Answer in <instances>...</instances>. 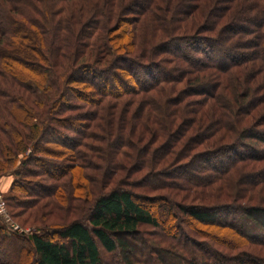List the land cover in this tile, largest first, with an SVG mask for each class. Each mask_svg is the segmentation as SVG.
<instances>
[{
    "label": "trees",
    "instance_id": "1",
    "mask_svg": "<svg viewBox=\"0 0 264 264\" xmlns=\"http://www.w3.org/2000/svg\"><path fill=\"white\" fill-rule=\"evenodd\" d=\"M256 2L0 0L3 199L39 228L0 221V264H264V206L233 205L264 188ZM190 222L253 251L206 246Z\"/></svg>",
    "mask_w": 264,
    "mask_h": 264
},
{
    "label": "rangeland",
    "instance_id": "2",
    "mask_svg": "<svg viewBox=\"0 0 264 264\" xmlns=\"http://www.w3.org/2000/svg\"><path fill=\"white\" fill-rule=\"evenodd\" d=\"M254 1H257L256 4H255L256 5V8H258L259 6L261 8H264V0H254ZM221 4H224V3L222 2ZM227 19H229V18L227 17ZM195 57H197V59L199 60L198 62H203V61H206L207 60L206 57H204V55H202L200 53L198 55H195ZM256 67H257V65H255V69H256ZM263 77H264L263 76V73L261 74V72L260 73L258 72V79H257V81L258 82H261V81L264 82V80H262ZM263 91H264V89L258 91V94L264 93ZM74 97L75 96H72L70 94L68 96L69 100L72 101V102L75 101L74 100ZM77 101L80 102V103H83V102H81L78 99H77ZM47 147H49V148H51L53 150L54 149L55 150L58 149L57 147H55L53 145H47ZM36 158L37 159H41L40 162H43V161L46 162V165H47V163H50V162H53L54 163V162H59L60 161V159L57 158L56 156H51V155L48 156V155H44L42 153H37ZM197 163H200V160L196 161L194 164L196 165ZM242 170H243V168H242ZM147 171H148L147 169H144V172H146L147 174H146L145 177H142L141 178V179H144L143 182H145V183L157 184V179L158 180H161V178L174 179V180H176V178H173V174L175 172L172 173V171H169L168 174L163 175V176H158L156 174L149 175V172H147ZM238 171H240V170L238 169ZM185 172H189V169H187ZM232 176H233L232 179H234V181L237 182L238 188H240V187H244L245 189H250L251 188V185L250 184H247L245 182L246 180H243L244 178H240L241 177V172L238 175L236 173V174H234ZM13 179H14V177L12 175H10L9 173H6V174H3V175L0 176V192H1L2 196H3V193H6L8 191V188H9L11 182L13 181ZM9 180H11V182L9 183L8 187L6 188V185L8 184ZM132 180L138 181L139 179H136L135 180L134 178H132ZM138 182H141V181H138ZM128 187H130L132 190H135V191L144 192V190L142 188H139V186H128ZM168 189H170V188H166V187H163V185H161L157 189L152 190L153 192H151V193H155V194L158 193L159 195H165V197H167L170 194L178 193L179 192L177 190H172V189L171 190H168ZM252 194H253V197H254L253 198L254 201L249 200V196L252 195ZM248 195L249 196H247V198L245 200H243V199H237V200H235V202H234L235 204H233V205H242V204L248 205V204H251L253 202V203H256V205H262V206H264V188H257L255 191L249 192ZM172 198L173 199L174 198L178 199V196L175 197L173 195ZM162 201L163 200H161L160 202H162ZM190 201L191 200H185L184 202H190ZM162 203H164V202H162ZM229 203H231V202H229ZM153 205H155V204H153ZM8 209L9 208L6 206V212H8V214H9L10 221L11 222H14V223H16V224L19 225V227L23 230V232H20L21 234H29V233L35 232V231H37V229H39L35 225H30V224L23 225V224H21L20 222L23 223V220L22 219L24 218L25 214H19L17 217H12ZM226 211H228V210L226 209ZM228 212H230V211H228ZM224 213H225V211H224ZM232 213L233 212H230V215H232ZM219 214H220V212H219ZM0 219H1V217H0ZM0 221L3 224H5V222H3L2 219ZM176 223H177L176 224V227H178L179 222H176ZM188 226H190V227H196L197 229H200L199 231H195V232L191 233L198 240L203 241L202 243H204L206 246H210L212 248L218 249L219 251H223L224 253H228V254L229 253H234V254H236V253L241 252L243 250H248V251H251V252L253 251V249H252L253 246L252 247L250 245L248 246L245 243L240 244L239 247L232 246V245H236V244H233L231 242L232 241V236L226 234V232H224L225 234L222 233V232H220L219 229L215 230L213 228L206 227V226H202V225H199V224H196V223H191V222L189 223ZM183 227H186V226H183ZM7 228L10 229L8 226H7ZM185 229H187V228H185ZM177 231H178V229H177ZM17 233H19V232H17ZM232 247H236V248H232ZM194 250H195V248H194ZM169 259H172V258H169ZM253 260H255L254 257H253ZM247 261L248 260L246 258H243L242 257L239 262L238 261H234V262L235 263H238V264H250ZM228 262L231 263V264L234 263L232 260H228ZM114 264H121V262L119 261V258H115L114 259ZM151 264H154V263L151 262Z\"/></svg>",
    "mask_w": 264,
    "mask_h": 264
},
{
    "label": "built area",
    "instance_id": "3",
    "mask_svg": "<svg viewBox=\"0 0 264 264\" xmlns=\"http://www.w3.org/2000/svg\"><path fill=\"white\" fill-rule=\"evenodd\" d=\"M0 217L3 220V222H5V224L12 231L19 232V233L23 232V230L19 227L18 224L10 221L9 214L8 212H6V204H5V201L3 199L1 192H0Z\"/></svg>",
    "mask_w": 264,
    "mask_h": 264
},
{
    "label": "crops",
    "instance_id": "4",
    "mask_svg": "<svg viewBox=\"0 0 264 264\" xmlns=\"http://www.w3.org/2000/svg\"><path fill=\"white\" fill-rule=\"evenodd\" d=\"M11 182V180H9L8 184L6 185V188L8 187L9 183Z\"/></svg>",
    "mask_w": 264,
    "mask_h": 264
}]
</instances>
